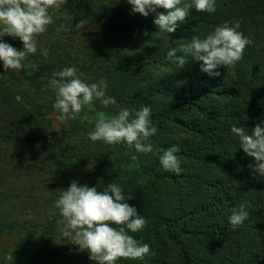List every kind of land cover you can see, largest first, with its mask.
<instances>
[{"label": "trees", "instance_id": "trees-1", "mask_svg": "<svg viewBox=\"0 0 264 264\" xmlns=\"http://www.w3.org/2000/svg\"><path fill=\"white\" fill-rule=\"evenodd\" d=\"M71 7L66 3L57 12L62 17L50 29L87 20L84 29L92 44L84 46L86 52L56 54L46 45L49 55L38 50L28 57L37 67L19 72H5L0 62V240L25 233L2 254L4 264H94L77 246L53 243L57 218L40 224L23 214L35 204L54 206L60 190L73 181L95 187L100 180L98 190L112 181L120 184L133 196L127 203L149 222L129 234L155 255L117 264H264V177L253 173L254 160L230 131L233 125L251 129L264 120V0H216L214 13L193 7L172 34L154 24L157 13L167 14L163 8L144 17L133 13L127 0H75ZM237 21L252 44L240 61L218 68L220 76L201 72L202 62L180 51L193 37ZM4 42L23 50L19 39L4 37ZM173 48L187 60L183 68L167 57ZM73 65L85 82L87 75L104 80L120 107H151L158 133L150 142L162 150L179 147L181 174L163 169L162 151L141 154L125 144L90 141L95 112L87 108L84 123L67 120V129L53 127L48 116L59 113L49 81L54 71ZM95 108L119 110L99 101ZM89 162L93 166L87 171ZM36 173L53 182L43 203L22 184ZM240 203L250 205V219L233 230L229 218ZM30 230L38 237L24 238Z\"/></svg>", "mask_w": 264, "mask_h": 264}, {"label": "clouds", "instance_id": "clouds-1", "mask_svg": "<svg viewBox=\"0 0 264 264\" xmlns=\"http://www.w3.org/2000/svg\"><path fill=\"white\" fill-rule=\"evenodd\" d=\"M68 0H0V62L5 72L8 70L19 72L23 69H35L37 65L28 60L37 51L47 57L49 49L41 48L38 37L47 33L49 26H55V12L59 11ZM132 6L133 13L147 17L157 8L167 10V14L157 13L154 24L160 32L172 34L183 22L194 7L196 12L214 13L216 0H127ZM87 20H80L75 24L77 31L83 30ZM240 23L225 22L209 32L205 37H193L191 42L183 45L180 51L190 55L201 64V72L211 77L220 76L217 70L221 66L229 67L243 58L246 47L252 40L239 31ZM57 33L72 31V25L60 24L55 28ZM149 35L147 31L143 33ZM4 37L19 39L23 50H18L11 44L4 42ZM177 49H170L167 57L181 68L187 63L184 56H177ZM3 75H0L2 78ZM50 88L55 90L56 99L53 108L60 121L80 120L84 123L88 115L84 111L95 112V126L88 133L92 142H103L108 145L125 144L129 150L141 154L163 152L160 163L165 171L179 175L182 172L180 160L176 153L180 151L176 145L167 150L156 148L150 138L158 133V128L152 124L150 106H142L139 110L120 107L114 97L106 94L107 84L104 80L87 83L80 78L77 68L65 66L63 70L54 71L49 81ZM107 108L116 106L119 110L115 114L96 111L95 103ZM231 133L238 138L243 152L254 160L249 165L253 173L264 177V120L249 129L244 126L233 125ZM133 160L137 157L133 156ZM255 178V176L253 177ZM89 187L71 182L66 190H60L54 207L59 212L56 225L62 237L80 252H87L94 264H117L120 260H140L154 256L150 245L142 243L129 233L141 232L148 220L141 216L138 210L127 201L132 195H126L122 186L109 182L102 190L99 185ZM250 207L247 203H240L232 209L229 218L233 230L239 228L250 219Z\"/></svg>", "mask_w": 264, "mask_h": 264}, {"label": "rangeland", "instance_id": "rangeland-1", "mask_svg": "<svg viewBox=\"0 0 264 264\" xmlns=\"http://www.w3.org/2000/svg\"><path fill=\"white\" fill-rule=\"evenodd\" d=\"M70 1V2H69ZM75 0H68V4L70 8L73 5ZM64 6V5H63ZM62 6V7H63ZM58 12V11H57ZM55 12L54 16L61 18L59 13ZM72 17L70 16L68 20L72 21ZM70 25V24H69ZM75 23L72 26V31L70 32H60L57 33L54 30L50 29L49 26V31H54L53 33H45L42 36H39L38 42L41 46V48H44L46 45L49 47H54L52 49L56 54L60 53H68V54H78L80 52L85 51L86 48L89 46L84 47L85 45H89L90 43L92 44V34L88 32L86 29L77 31L75 29ZM112 51L113 47L111 48ZM87 80V83H96L101 81L97 76L95 75H87L84 76ZM107 95H109L106 92ZM112 106H108L110 108ZM57 114H51L48 116V120L51 121L53 127L60 131V130H65L67 129V122L66 121H60L57 118ZM92 120H95V116L91 118ZM93 166V162H89L85 166V170L89 171ZM23 188L27 191V194L30 195L31 197H36L39 201L43 203V199L47 198L50 196L51 191H52V185L53 182L50 180V177L47 175H44L42 173H36L33 176H28L24 180ZM38 203V202H36ZM25 218L29 219H34L37 223H42V221L46 218L50 219H55L59 218V212L58 210L52 205H46V204H35L33 206V210L29 209L27 211V214H23ZM25 233L21 234H15L12 236H6L3 239L0 240V264H4L2 254L6 251L10 245H12L16 239H21L22 236H24ZM27 235L30 236H25L24 238L30 237V238H37L38 235L36 234V230H30ZM53 243L55 245H62L65 244L67 246L72 245L66 241L64 237H62L60 231L57 232L56 236L53 239Z\"/></svg>", "mask_w": 264, "mask_h": 264}]
</instances>
